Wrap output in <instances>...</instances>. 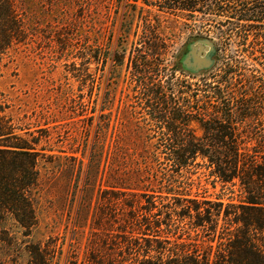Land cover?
I'll return each mask as SVG.
<instances>
[{
	"label": "trees",
	"instance_id": "obj_1",
	"mask_svg": "<svg viewBox=\"0 0 264 264\" xmlns=\"http://www.w3.org/2000/svg\"><path fill=\"white\" fill-rule=\"evenodd\" d=\"M161 3V8H215L240 19H264V0ZM89 6V0H0V63L41 34L68 46L65 34L86 38ZM70 8H77L71 20ZM65 30L71 32L59 34ZM219 34L230 50L235 43L250 57L259 50L264 55V26L232 25L219 28ZM86 49L79 56L83 65ZM248 70L239 58L218 59L194 84L174 82V66L165 84L151 83L146 97L157 104L187 101L184 108L152 110L157 118L171 116L164 127L172 137L161 141L169 149L163 156L132 152L120 135L96 136L87 155L77 148L74 155L54 154L58 126H47L52 116L42 110L26 116L27 109L19 118L0 92V264H59L56 237L30 239L41 229L43 211L55 214L46 223L51 233L63 227L73 235L65 264H264V135L257 121L264 110L259 82ZM192 121L202 136L194 135ZM150 142L134 140L132 147ZM68 171L77 173L73 202L68 205L66 193L60 203L46 204ZM203 175L229 192L226 201L194 194L193 188L203 187ZM68 212L73 215L64 217Z\"/></svg>",
	"mask_w": 264,
	"mask_h": 264
},
{
	"label": "rangeland",
	"instance_id": "obj_2",
	"mask_svg": "<svg viewBox=\"0 0 264 264\" xmlns=\"http://www.w3.org/2000/svg\"><path fill=\"white\" fill-rule=\"evenodd\" d=\"M89 1L86 38L65 34L69 46L63 43L62 46L55 37L49 42L41 34L38 41L27 48L22 45L19 52L10 51L0 63V92L17 111L19 118L26 114L27 109L29 113L26 116L42 110L52 116L47 126H58L51 146L54 154L70 155L77 148L79 151L86 150L87 155L96 136L113 135L126 138L132 152L144 151L161 156L168 153L169 149L161 141L172 137V133L164 127L171 116L157 118L152 110L184 108L187 101L176 98L175 104L173 101L157 104L158 100L146 97V93L149 94L151 83H166L172 66L177 71L174 82L177 79L194 84L197 78L209 71L195 68L191 51L196 42L212 45L214 51L210 58L215 61L214 65L218 59L233 57L247 65L249 70L246 74H251L259 82L256 83V92L260 94V107L264 110V55L259 50L250 57L241 52V44L235 43L230 44V50L227 40L219 34V28L232 25L264 26V19H240L215 11V8H210V11L208 8H194L193 12L182 8H161L163 0ZM69 10L71 20L77 8ZM70 32L65 30L59 34ZM64 46L72 51L63 53ZM85 47L87 63L83 65L79 56ZM24 101L30 102L28 107L24 106ZM53 120L56 122L53 123ZM257 121L258 129L264 135V111ZM190 127L195 136L203 135L196 121H192ZM143 139H150L151 142L139 150L132 147L134 140ZM83 162L85 165L87 159L84 158ZM61 163L67 165L71 162L63 159ZM43 174L48 177L46 170ZM66 174L59 176L57 188L43 200L46 204L53 201L60 203L66 193H70L68 205L73 202L77 173L75 171L73 176L68 171ZM197 175L192 177L195 179ZM211 180L203 175V187L193 188L194 194L197 192L201 196L219 197L226 201L229 192L222 189L219 183L213 186ZM69 181L72 186L68 185ZM65 208L68 209L67 206ZM54 215L53 212H41L44 220L41 229L30 239L45 241L56 237L61 250L58 263L65 264L74 239L72 233L64 231L63 227L57 232L49 231L46 223ZM69 215L73 213H65L64 217Z\"/></svg>",
	"mask_w": 264,
	"mask_h": 264
},
{
	"label": "water",
	"instance_id": "obj_3",
	"mask_svg": "<svg viewBox=\"0 0 264 264\" xmlns=\"http://www.w3.org/2000/svg\"><path fill=\"white\" fill-rule=\"evenodd\" d=\"M195 48L191 51L192 57L194 59L195 68L208 69L210 70L215 61L210 58L211 53L214 51L210 43L196 42Z\"/></svg>",
	"mask_w": 264,
	"mask_h": 264
}]
</instances>
